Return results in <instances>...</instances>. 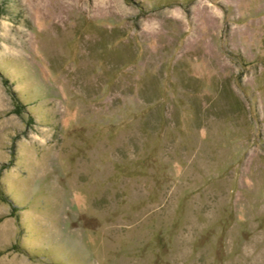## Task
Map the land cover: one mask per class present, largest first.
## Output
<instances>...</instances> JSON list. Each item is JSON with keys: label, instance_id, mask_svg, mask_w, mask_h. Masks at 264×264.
<instances>
[{"label": "rangeland", "instance_id": "obj_1", "mask_svg": "<svg viewBox=\"0 0 264 264\" xmlns=\"http://www.w3.org/2000/svg\"><path fill=\"white\" fill-rule=\"evenodd\" d=\"M0 264H264V0H0Z\"/></svg>", "mask_w": 264, "mask_h": 264}]
</instances>
